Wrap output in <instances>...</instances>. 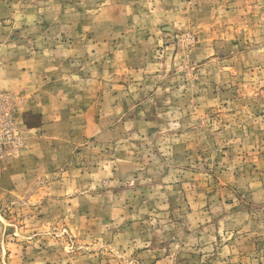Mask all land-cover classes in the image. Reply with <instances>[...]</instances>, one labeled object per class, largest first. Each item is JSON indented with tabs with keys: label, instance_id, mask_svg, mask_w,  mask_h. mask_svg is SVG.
Masks as SVG:
<instances>
[{
	"label": "rangeland",
	"instance_id": "1",
	"mask_svg": "<svg viewBox=\"0 0 264 264\" xmlns=\"http://www.w3.org/2000/svg\"><path fill=\"white\" fill-rule=\"evenodd\" d=\"M0 264H264V0H0Z\"/></svg>",
	"mask_w": 264,
	"mask_h": 264
},
{
	"label": "built area",
	"instance_id": "2",
	"mask_svg": "<svg viewBox=\"0 0 264 264\" xmlns=\"http://www.w3.org/2000/svg\"><path fill=\"white\" fill-rule=\"evenodd\" d=\"M21 101L15 94L0 90V162L20 145L15 114Z\"/></svg>",
	"mask_w": 264,
	"mask_h": 264
},
{
	"label": "crops",
	"instance_id": "3",
	"mask_svg": "<svg viewBox=\"0 0 264 264\" xmlns=\"http://www.w3.org/2000/svg\"><path fill=\"white\" fill-rule=\"evenodd\" d=\"M15 74L14 77H6V84H0V87L9 91L20 92L21 94H26V58L21 56L15 60ZM5 77L0 76V80Z\"/></svg>",
	"mask_w": 264,
	"mask_h": 264
}]
</instances>
